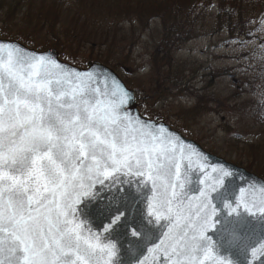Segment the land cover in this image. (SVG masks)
<instances>
[{"label": "snow or ice", "instance_id": "obj_1", "mask_svg": "<svg viewBox=\"0 0 264 264\" xmlns=\"http://www.w3.org/2000/svg\"><path fill=\"white\" fill-rule=\"evenodd\" d=\"M134 99L114 78L0 42V264H122L116 236L161 264H231L224 240L264 264L245 231L257 205L212 196L231 175L220 165L211 187H192V158H206L133 115ZM133 183L134 196L122 193Z\"/></svg>", "mask_w": 264, "mask_h": 264}, {"label": "trees", "instance_id": "obj_2", "mask_svg": "<svg viewBox=\"0 0 264 264\" xmlns=\"http://www.w3.org/2000/svg\"><path fill=\"white\" fill-rule=\"evenodd\" d=\"M212 5L215 6L213 13L207 11ZM153 18L158 19L160 25L157 28L158 46L150 52V68L152 60H160L167 72L168 64H175L173 52L195 34V27L213 32L211 29L219 26L230 34L248 37V32L254 28L253 24L249 30L251 23L264 19V0H0V38L16 40L36 50L53 47L77 64L81 63L79 59L103 61L120 72L123 67L127 68L128 54L139 34L151 29L150 20ZM112 46L115 56L123 59L121 65L112 53ZM80 47L89 49L86 58L72 55V51ZM94 49L103 50L92 55ZM249 62L247 70L250 75L256 73L259 77L241 79L248 87L244 100L236 103L234 98L238 95L216 100L212 96L215 94H210V100L229 116L225 122L228 129L224 143L227 146L232 143L240 145L242 151L250 150L264 160V81L259 84L260 75L264 76V40L256 42ZM185 78L190 79L189 76ZM122 79L136 90L127 77ZM162 80L167 81L158 87L160 95H166L169 87H174L173 90L179 87L176 72L165 73ZM258 84L262 85L261 93L255 90H259ZM194 99L197 109L194 115H199L202 97L195 94ZM144 103L148 105L147 101ZM139 109L143 115L158 119L145 111L143 105H139ZM183 114L188 116L186 111ZM178 130L187 129L180 127ZM185 135L193 138L186 131ZM237 164L264 178L263 165L259 168L252 163Z\"/></svg>", "mask_w": 264, "mask_h": 264}, {"label": "rangeland", "instance_id": "obj_3", "mask_svg": "<svg viewBox=\"0 0 264 264\" xmlns=\"http://www.w3.org/2000/svg\"><path fill=\"white\" fill-rule=\"evenodd\" d=\"M207 11L215 12V6L208 7ZM255 22L253 21L250 25L249 30L253 24L254 28L248 32V37L230 34L226 29L219 26L217 29H211L213 32L204 31L199 26L195 27L193 29L195 34L187 41L182 42L178 46L180 47L179 50L173 52L172 56L177 65L168 64L167 72H165L166 69L163 68L165 64L160 60L156 62L152 60V68H150V52L158 46L159 31L157 28L160 25L159 20L153 18L150 20L151 29L139 34L138 40L128 54L125 63L127 68L123 67L119 73L122 78L127 77L132 86L137 87V103L143 105L145 111L153 113L154 117L176 129L180 127L185 129L186 127L187 130H181V132L184 134L185 131L188 132L207 150L217 152L231 162L252 163L261 168L262 165L264 166L262 156H257L250 150L242 151L240 145L236 146L232 143L227 146L224 143L220 124L225 125L229 116L210 100L212 96H215L216 100H221L223 96L238 95L234 99L236 103H240L246 98L245 90L248 88L241 79L251 76V80V78L259 77L256 73L250 75L247 70V66L251 63L249 62V55L256 47V42L261 39L264 40V19ZM98 50L94 49L92 55L103 49ZM89 52L87 47H80L72 51V55L86 58ZM115 58L121 65L123 59L116 56ZM79 60L85 61V59ZM174 72L178 76L179 87L176 90H173L174 87H169L166 95H160L161 89L158 87L161 86L162 82L167 81L162 80V76L165 73L174 74ZM185 76H189L190 79L188 80ZM263 77V74L260 75L259 84L262 80L264 81ZM259 84V90H255L261 93L262 85ZM185 91L189 93H185ZM178 93L182 96L179 97ZM192 93L202 97V102L198 107L199 115L194 118L193 115L197 109L194 104L195 94ZM210 94L215 95L210 96ZM145 101L148 105L144 103ZM185 107H189V116L183 114L186 111ZM218 110L219 113H217Z\"/></svg>", "mask_w": 264, "mask_h": 264}, {"label": "water", "instance_id": "obj_4", "mask_svg": "<svg viewBox=\"0 0 264 264\" xmlns=\"http://www.w3.org/2000/svg\"><path fill=\"white\" fill-rule=\"evenodd\" d=\"M0 42H5V43L15 42L20 46H22L24 49L35 52L36 54L49 55L55 59L57 56L56 51L53 49H48L45 51H35L33 49H29L25 47L24 45H22L17 41L0 39ZM68 67L78 72L94 73L100 78L107 77L109 82H111V80L114 78L121 86H123L125 89L130 91L135 98L133 91L128 89L124 85V83H122L117 78V76L114 74L115 72L110 68L109 69L105 68L99 65L98 63H94L93 65H91V67L88 70H79L70 66ZM130 110L133 115H139L145 121L154 122L157 125H163L166 129L170 130L171 132H175L177 135L183 138L186 144L193 146L198 152L202 154L203 157L206 158L205 160H197L195 156H193L192 158L193 159L192 169L194 173L193 175H191V179L193 181L192 187L195 188L211 187L214 183H216L217 174L212 172V166L220 165L223 166L225 169H227L229 172H231L230 176L223 178L224 179L223 185L216 184L217 190L216 192L212 193V196L216 197L222 194L224 197H227L229 201L233 202L234 206H235V202L238 201L248 202L250 207H252V204L255 203L257 207L253 208V212L255 213L254 215L249 213H244L248 221V226L246 227L245 231L248 232L251 238V242L255 245V247L259 248L261 244H264V214H261L258 211V206L260 204V201L264 199V192L261 191V189L264 188V180L261 177L257 176L256 174L247 171L245 168L234 165L233 163L228 162L225 159L206 151L196 141L186 138L183 134L173 129L170 125L164 122H157L154 120H150L141 116L137 107L136 99H134V102L131 103ZM200 163H203L205 165V170L203 171V174L201 173V170L198 169V165ZM200 180H204L205 184L201 185L199 183ZM97 187L100 186L97 185ZM119 187L121 188L122 193L128 192L129 189H131L133 196L136 193V185L134 183L132 185H120ZM107 195H109L107 190L100 193L101 197ZM218 206L223 207L222 204H218ZM224 211L225 213H227L228 210L224 209ZM241 211L243 212V208H241ZM229 219H232V217L230 216ZM92 227H93V231H98L102 235H106L103 233V230L100 227L99 219L93 218ZM214 239H218V238L214 237ZM112 242L117 243L118 246L120 244H123V248H121L118 257V259L122 261V264H135L136 257L139 255V251H140L138 248H134L132 252H129L128 251L129 242H127L123 236L113 237ZM221 244L224 245L222 254L226 260L231 262V264H253L254 258L251 255L252 252L251 248H248L245 251H241L237 247L233 245H229L227 240L221 241ZM161 256L162 254H153L145 251L143 255H139V259L146 260V264H161ZM209 264H211V262H209Z\"/></svg>", "mask_w": 264, "mask_h": 264}, {"label": "bare ground", "instance_id": "obj_5", "mask_svg": "<svg viewBox=\"0 0 264 264\" xmlns=\"http://www.w3.org/2000/svg\"><path fill=\"white\" fill-rule=\"evenodd\" d=\"M48 49H53V50H55L56 51V53H57V56H56V60H58V62H60V63H63V64H65V65H68V66H70V67H73V68H75V69H79V70H88L90 67H91V65H93L94 63H98L99 65H101V66H103V67H105V68H110L111 70H113L115 73V75L117 76V78L122 82V83H124V85L128 88V89H130V90H132L133 91V93H137V91L133 88V87H130L128 84H126L125 83V81L122 79V77H121V74L119 73V72H116L112 67H110V66H108V64H106V63H104L103 61H97V60H95V61H87V60H85V61H81V63L80 64H77L76 62H74V61H70L69 59H66L65 57H63L61 54H60V52L57 50V49H55V48H53V47H49ZM36 50V49H35ZM73 57V56H72ZM68 58H70V57H68ZM70 59H72V58H70ZM72 60H74V59H72ZM185 110H186V113H187V115L189 116V114H190V110H189V107H185ZM197 115H193V118L194 117H196ZM220 131L223 133V135H225V131H226V129H228L225 125H222V124H220ZM215 154V153H214ZM216 156H219V157H221V158H223L222 156H220V155H217V154H215ZM223 159H225V158H223ZM226 160V159H225ZM226 161H228V160H226ZM229 162V161H228ZM233 164L234 165H237V166H239V167H243V166H241V165H239V164H237V163H234L233 162ZM246 169V168H245ZM247 171H249V172H252V171H250V170H248V169H246ZM263 180H264V178L263 177H261Z\"/></svg>", "mask_w": 264, "mask_h": 264}]
</instances>
